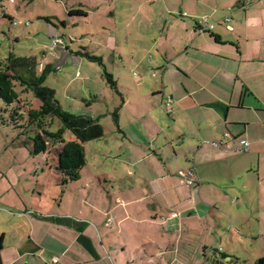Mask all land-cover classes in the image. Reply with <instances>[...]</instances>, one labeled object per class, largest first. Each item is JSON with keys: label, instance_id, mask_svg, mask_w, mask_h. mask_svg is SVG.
<instances>
[{"label": "crops", "instance_id": "1", "mask_svg": "<svg viewBox=\"0 0 264 264\" xmlns=\"http://www.w3.org/2000/svg\"><path fill=\"white\" fill-rule=\"evenodd\" d=\"M244 1L235 2L237 11L227 7L228 15L211 14L219 28L210 32L218 41L205 36L199 19L193 25L174 19L159 28L169 51L155 48L158 55L148 59L155 69L143 70L141 79L135 74L137 89L120 93L121 135L112 157L120 165L107 171L102 189L63 186L47 162L62 187L55 199L58 186L53 189L47 170L40 177L23 162L0 164L2 264H173L164 246L182 245L183 234L197 233L196 245L210 246L208 236L220 225L209 224L208 210L217 207L229 217L225 202L248 201L264 184V0L241 14ZM166 98L170 113L162 107ZM225 133L233 140L223 149L201 145ZM239 139L248 142L247 151ZM190 169L200 179L195 187L174 173ZM161 197L170 212L162 213Z\"/></svg>", "mask_w": 264, "mask_h": 264}, {"label": "rangeland", "instance_id": "2", "mask_svg": "<svg viewBox=\"0 0 264 264\" xmlns=\"http://www.w3.org/2000/svg\"><path fill=\"white\" fill-rule=\"evenodd\" d=\"M236 1L0 0V63L12 54L16 58H35L38 73L50 66L54 72L47 75L44 86L54 90L55 101L66 112L98 120L103 129L101 139L84 144L86 166L81 172L80 182L76 183L77 187L89 183L93 191L102 189L107 171L120 165L118 160L112 159L117 156L114 147L121 135L113 120V113L121 107L120 93L124 95L126 88L137 89L139 80L134 75L141 79L144 76L143 70L146 71L148 67L155 69L154 63L148 60L158 55L155 48H159L163 54L164 50L169 51V41L164 43L159 40L160 36L166 35V31L160 32L159 28L166 21L174 19H181L189 25L199 19L202 27L212 23L217 30L218 22L211 14L225 12L228 15L232 11L226 8L230 6L237 11ZM254 2L256 0H245L240 9L241 14L252 12L250 9ZM78 10L85 12L86 17L70 15V11ZM183 12L184 15H180ZM4 15L6 18H3ZM207 17L208 23H205ZM228 21L225 25L230 24L231 18ZM56 40L59 43L55 45ZM155 41L159 47H156ZM82 50L101 59L105 71L113 76L116 84L118 82V93L107 85L103 67L72 54ZM156 74V79L161 82V71H156ZM148 76L153 80L151 75ZM3 109L5 106L0 101V110ZM6 110L0 113V164H12L16 160L31 165L34 172L40 177L44 176L42 172L48 169L49 164L46 166L45 159L40 156L36 160L27 156L17 138L18 132L11 124L10 109ZM60 128L61 123L54 119L50 131L55 132ZM63 138L69 141L72 135L66 130ZM262 161L264 164V158ZM176 171L174 173L178 177ZM57 175L54 172L45 174L53 189L55 184L58 186ZM263 175L264 166L260 170V178ZM36 179L34 177L32 180L34 184ZM61 188L60 185L56 187L55 199L61 194ZM34 198L37 199L36 194ZM160 201L162 213L170 212L171 209L167 208L168 204L162 197ZM223 206L228 209L226 215L233 216L235 225L231 226L229 217H221L215 210L217 207L209 209V224L215 225L217 222L220 225V228L211 230L208 236L210 246H197V233L183 234L182 245L164 246L167 251L164 258H172L164 260L171 262L174 258L176 261L173 264H203L204 254L211 257L213 249L226 252L236 264H255L258 259L264 258V184L259 186V191L255 190L250 195L248 201L233 200L225 202ZM219 207L225 213L222 205ZM233 212L239 214L233 215ZM216 216L223 220L216 221ZM214 243L217 246H213ZM173 250L176 252H168Z\"/></svg>", "mask_w": 264, "mask_h": 264}, {"label": "trees", "instance_id": "3", "mask_svg": "<svg viewBox=\"0 0 264 264\" xmlns=\"http://www.w3.org/2000/svg\"><path fill=\"white\" fill-rule=\"evenodd\" d=\"M70 15L86 17V13L80 10L70 11ZM203 32L218 41L210 31ZM72 54L103 67V77L107 85L118 93L116 81L105 71L100 58L85 50ZM36 67L35 58H16L12 54L0 63V101L5 106V110H0V113L10 109L11 124L18 132L19 143L29 157L36 160L45 155L46 163H52L63 186L76 184L86 166L84 144L101 139L103 129L98 120L64 111L55 101L54 90L44 86L47 75L53 73V69L47 66L38 73ZM118 113V109L113 113L115 124L118 121ZM54 119L61 123V128L55 132L50 131ZM66 130L72 135L69 141L63 138ZM226 258H230V261L226 262ZM203 264L236 263L226 253L213 249L211 257L208 258L204 254ZM255 264H264V258L258 259Z\"/></svg>", "mask_w": 264, "mask_h": 264}, {"label": "built area", "instance_id": "4", "mask_svg": "<svg viewBox=\"0 0 264 264\" xmlns=\"http://www.w3.org/2000/svg\"><path fill=\"white\" fill-rule=\"evenodd\" d=\"M225 22H228V18L224 20ZM205 23H207L206 20H204ZM200 26V29L203 30H212L213 29V25H209V24H204V27H202V23L199 22L198 24ZM59 41H55L54 44H58ZM152 75L154 76V72H152ZM172 104V100L171 98H166L165 101H163L162 103V107L163 109L166 111V113H170V107ZM233 140L232 136L229 133H225L222 138L218 141H205V142H201V145H209L213 148H217V149H223L224 146L227 144L228 141ZM238 143L241 146V151H247L248 148V142L245 140H238ZM178 177L180 178L181 182L186 184L189 187H194L196 185H198L200 183V179L199 177H197L196 171L195 169H191V170H187V171H179L178 172Z\"/></svg>", "mask_w": 264, "mask_h": 264}, {"label": "water", "instance_id": "5", "mask_svg": "<svg viewBox=\"0 0 264 264\" xmlns=\"http://www.w3.org/2000/svg\"><path fill=\"white\" fill-rule=\"evenodd\" d=\"M226 260H229V259H227V258H226ZM0 264H2V261H1V256H0Z\"/></svg>", "mask_w": 264, "mask_h": 264}]
</instances>
